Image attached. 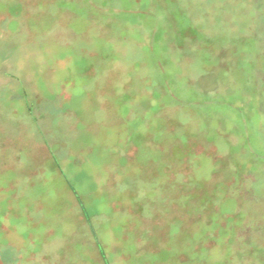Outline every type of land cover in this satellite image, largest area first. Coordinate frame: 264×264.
Returning <instances> with one entry per match:
<instances>
[{
	"label": "rangeland",
	"instance_id": "1",
	"mask_svg": "<svg viewBox=\"0 0 264 264\" xmlns=\"http://www.w3.org/2000/svg\"><path fill=\"white\" fill-rule=\"evenodd\" d=\"M0 264H264V0H0Z\"/></svg>",
	"mask_w": 264,
	"mask_h": 264
}]
</instances>
